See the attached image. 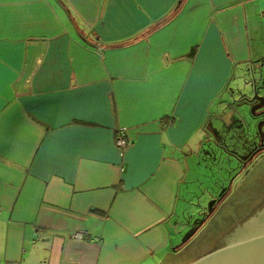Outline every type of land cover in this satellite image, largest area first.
Returning <instances> with one entry per match:
<instances>
[{
  "label": "crops",
  "instance_id": "1",
  "mask_svg": "<svg viewBox=\"0 0 264 264\" xmlns=\"http://www.w3.org/2000/svg\"><path fill=\"white\" fill-rule=\"evenodd\" d=\"M263 83L264 0H0V264L179 255L199 154Z\"/></svg>",
  "mask_w": 264,
  "mask_h": 264
},
{
  "label": "rangeland",
  "instance_id": "2",
  "mask_svg": "<svg viewBox=\"0 0 264 264\" xmlns=\"http://www.w3.org/2000/svg\"><path fill=\"white\" fill-rule=\"evenodd\" d=\"M259 76L260 74L255 72V77ZM247 88L250 91L244 92L241 103L230 105L235 113V108H238L242 118L241 125L235 129L236 132L234 131L236 136L230 134L224 141L230 157H224L220 166L218 157H212L207 153L206 149L212 148L207 144L199 154L202 156L201 160L208 157L207 167L210 168L204 169L200 174L199 181L193 184L195 199L187 211L186 218H180V222L175 219L173 222V226H178V223L183 225L175 233L177 242H185L197 229L199 231L196 237L203 230L209 228L205 235V241H210L222 234L235 223L238 217L245 214V203L241 202L244 201V198L252 196L255 190L249 186L250 183L264 176V105L262 106L260 100L261 103L253 99L255 94L253 88L250 85ZM261 98L264 101V95L261 94ZM223 123H227V120ZM219 166L221 170H219ZM242 169L243 172H240ZM221 192L222 194H220ZM223 196H225L224 203L219 206L218 202ZM209 205L212 207L211 209ZM215 208L217 211L206 222L208 215Z\"/></svg>",
  "mask_w": 264,
  "mask_h": 264
},
{
  "label": "water",
  "instance_id": "3",
  "mask_svg": "<svg viewBox=\"0 0 264 264\" xmlns=\"http://www.w3.org/2000/svg\"><path fill=\"white\" fill-rule=\"evenodd\" d=\"M249 186L255 190L241 202L245 214L231 227L210 241H205L206 228L179 255L161 264H264V176Z\"/></svg>",
  "mask_w": 264,
  "mask_h": 264
},
{
  "label": "built area",
  "instance_id": "4",
  "mask_svg": "<svg viewBox=\"0 0 264 264\" xmlns=\"http://www.w3.org/2000/svg\"><path fill=\"white\" fill-rule=\"evenodd\" d=\"M125 140L123 137H120L118 140V145L119 147H124L125 146ZM73 239L75 240H84L85 236L87 237V235L85 233H74L73 235Z\"/></svg>",
  "mask_w": 264,
  "mask_h": 264
},
{
  "label": "flooded vegetation",
  "instance_id": "5",
  "mask_svg": "<svg viewBox=\"0 0 264 264\" xmlns=\"http://www.w3.org/2000/svg\"><path fill=\"white\" fill-rule=\"evenodd\" d=\"M223 242H225V240H223ZM225 243H226V242H225ZM225 243H224V244H222L221 246L225 245Z\"/></svg>",
  "mask_w": 264,
  "mask_h": 264
}]
</instances>
